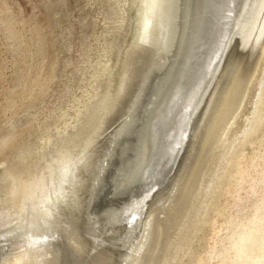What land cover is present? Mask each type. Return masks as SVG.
<instances>
[{"label":"bare ground","instance_id":"1","mask_svg":"<svg viewBox=\"0 0 264 264\" xmlns=\"http://www.w3.org/2000/svg\"><path fill=\"white\" fill-rule=\"evenodd\" d=\"M139 4L117 80L74 142L60 138L26 175L4 173L0 264H161L199 191L187 239L237 207L212 216L200 264H264V0ZM190 148L199 152L183 165Z\"/></svg>","mask_w":264,"mask_h":264},{"label":"rangeland","instance_id":"2","mask_svg":"<svg viewBox=\"0 0 264 264\" xmlns=\"http://www.w3.org/2000/svg\"><path fill=\"white\" fill-rule=\"evenodd\" d=\"M134 2L0 0V194L5 192L4 173L21 170L26 175L40 167L44 158L59 149L60 138L70 140V146L80 124L90 116L87 114L110 93L118 77L120 55L135 35L140 4L133 8ZM227 78H223L220 91ZM201 127L198 134L202 135L206 127ZM43 140L50 141L52 150H40ZM261 146L246 149L248 165L250 157L262 154ZM197 148L189 149L191 153L185 155L183 165L198 154ZM220 149L216 147L215 153ZM212 160L205 164L200 180L206 173L205 180L211 174L215 164ZM199 192L191 198L180 225L170 232L161 264H200L212 243L210 220L216 217L221 223L237 210L229 205L233 200L226 195L222 202L232 207L222 212L223 218L213 211L209 222H205L208 225L200 226L194 239H187ZM241 193L243 196L246 191ZM242 205L248 207L250 203ZM159 217L164 218L162 214ZM4 222L10 220L1 219L0 226ZM188 240V255L179 254V246Z\"/></svg>","mask_w":264,"mask_h":264}]
</instances>
